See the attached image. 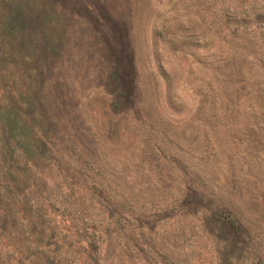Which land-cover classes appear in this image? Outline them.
Wrapping results in <instances>:
<instances>
[{
    "label": "rangeland",
    "instance_id": "obj_1",
    "mask_svg": "<svg viewBox=\"0 0 264 264\" xmlns=\"http://www.w3.org/2000/svg\"><path fill=\"white\" fill-rule=\"evenodd\" d=\"M0 264H264V0H0Z\"/></svg>",
    "mask_w": 264,
    "mask_h": 264
},
{
    "label": "trees",
    "instance_id": "obj_2",
    "mask_svg": "<svg viewBox=\"0 0 264 264\" xmlns=\"http://www.w3.org/2000/svg\"><path fill=\"white\" fill-rule=\"evenodd\" d=\"M2 120V126L3 128H6V131L9 133L11 132V119L9 117V109L5 108L4 111H2V114L0 116V121Z\"/></svg>",
    "mask_w": 264,
    "mask_h": 264
}]
</instances>
